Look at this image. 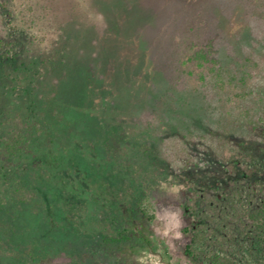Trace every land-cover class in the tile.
I'll return each mask as SVG.
<instances>
[{
  "label": "trees",
  "instance_id": "16d2710c",
  "mask_svg": "<svg viewBox=\"0 0 264 264\" xmlns=\"http://www.w3.org/2000/svg\"><path fill=\"white\" fill-rule=\"evenodd\" d=\"M83 25L74 14L47 39L27 31L12 38L0 26V264H98L106 231L129 224L118 197H139L141 215L152 222L143 199L164 184L185 193L189 259L262 264L253 256L264 240V171L227 166L230 194L209 185L190 190V170L170 153L171 144H183L195 153L213 146L264 158L261 63L229 50L257 38L223 26L230 45L210 39L192 57L201 84L152 76L146 103L131 108L116 103L111 58L76 57ZM242 239L244 259L232 251Z\"/></svg>",
  "mask_w": 264,
  "mask_h": 264
},
{
  "label": "rangeland",
  "instance_id": "374dc122",
  "mask_svg": "<svg viewBox=\"0 0 264 264\" xmlns=\"http://www.w3.org/2000/svg\"><path fill=\"white\" fill-rule=\"evenodd\" d=\"M74 14L84 25H95L97 29L95 33L82 26L74 45L78 48L76 57L94 53L100 60L111 58L116 89L121 91L116 103L122 106L137 108L145 104L152 76L158 78L161 73L181 87L201 84L192 57L210 39L217 41L218 48L227 44L230 39L223 26L230 32L239 29L241 36L257 38L255 45H227L230 51L235 49L233 53L241 48L240 57L256 58L261 63L262 77L258 75L260 88L256 91L264 100V50L257 48L260 41L264 42V0H0V26L12 38L32 33L34 38L47 39L61 24L69 23ZM15 26L20 30L15 31ZM171 146L175 165L190 170L185 173L190 190L209 185L214 190L226 187L230 194L232 177L225 170L227 166L231 170L241 164L264 171V158L253 160L249 153L242 156L235 150L218 151L213 146L195 153L183 144ZM175 183L178 185V181ZM119 198L116 206L128 208L129 224L106 231V242H101L98 249V264H202L185 255L191 237L184 229L193 219L185 210L182 187L164 184L144 197L143 204L155 215L152 222L141 215L139 197L133 202L131 197ZM238 244L232 251L244 259L248 244L243 239ZM230 245L228 242L226 247ZM263 250V238L257 239L253 258L262 264ZM69 261L58 259L41 264Z\"/></svg>",
  "mask_w": 264,
  "mask_h": 264
}]
</instances>
